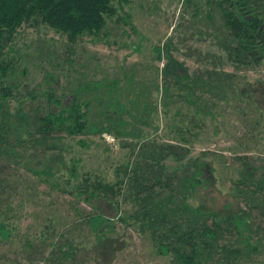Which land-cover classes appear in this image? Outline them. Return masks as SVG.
I'll use <instances>...</instances> for the list:
<instances>
[{"label":"rangeland","instance_id":"374dc122","mask_svg":"<svg viewBox=\"0 0 264 264\" xmlns=\"http://www.w3.org/2000/svg\"><path fill=\"white\" fill-rule=\"evenodd\" d=\"M218 24L216 7L206 5L204 0H130L122 11L105 18L99 35L101 41L84 36L75 45L68 44L64 36L39 21L24 23L17 29L14 46L19 60L11 75L17 82V94L25 97L26 90L34 89L31 100L40 107L39 115L46 113L45 90L59 98L60 106L75 101L88 103V120L98 131L74 140L89 139V148L84 151L68 138L64 142L77 156L81 155V170L87 171V182L94 187L101 185L100 195L89 206L84 202L78 206L85 212L94 207L104 218L100 225L103 239L97 241L94 233L82 231L81 226L74 229L75 221L69 217L68 206L72 198L68 195L54 194L52 203L45 205L43 194L25 197L6 187L0 194V213L5 202L15 206L16 215L11 220L16 221V230L12 239L0 243V264H175L173 256L163 253L149 230L136 219L137 207L123 195L124 187L119 186L114 173L120 165L136 160L139 146L145 144V149L151 150L153 144L170 142L162 137V130L175 108L185 112L200 109L202 105L215 106L213 112L220 115L216 116L214 125L211 120L205 122L203 134L202 130L195 131H199L197 138L190 141L182 160L165 159L164 171L178 174L187 159L205 160L207 165L201 170L209 182L205 187L194 189L190 203L200 205L205 214L209 211L223 214L227 204L232 207L226 212H248L251 231L248 229L244 236L252 237L256 251L243 253V246L234 264H264V169L261 170L264 146L257 147L250 142L246 152L228 151L238 143L249 144L247 125L252 120H245L242 113L232 109L228 99V104L220 101L215 87L201 88L195 84L185 91L184 84L180 87L172 76L162 77L160 69L165 57L158 61L154 54V47L169 42L167 50L184 68L175 70L181 82L185 81L183 76L188 81L199 78L207 81L204 76L207 70L214 72L212 77L222 72L237 74L246 80H264V63L249 66L227 59L219 43L223 35L222 30L216 31ZM164 86L170 88V95L163 92ZM227 90L230 92L231 88ZM254 98L264 109V85L254 87ZM242 103L235 101L234 106ZM49 105L57 110L56 106ZM107 123L113 128L116 125L124 134L112 130L101 133ZM257 127L264 128V123ZM206 134L208 140H205ZM202 151L220 154L224 168L214 155H200ZM238 155L245 156V161L257 159L250 162L255 166L254 178L262 181V188L257 191L245 189L248 193L255 192L248 195L246 204L230 195L235 185L232 164H238L235 159ZM17 170L22 172L21 168ZM36 189L45 187L37 185ZM232 238L240 243V239ZM68 249L71 252L68 257H72L66 260L62 253Z\"/></svg>","mask_w":264,"mask_h":264},{"label":"trees","instance_id":"16d2710c","mask_svg":"<svg viewBox=\"0 0 264 264\" xmlns=\"http://www.w3.org/2000/svg\"><path fill=\"white\" fill-rule=\"evenodd\" d=\"M129 1L0 0V175H8L6 178L0 176V194L6 187L25 197L32 198L43 194L45 205L52 203L54 194L68 195L72 198L68 206L71 209L69 217H73L75 221L74 229L83 227L82 231L94 233L97 241L103 239L100 225L104 218L94 207L85 212L78 204L84 202L89 206L90 202L100 195L101 190L98 188L101 185L94 187L87 182L88 173L81 170V155L77 156L64 142L68 138L84 151L89 148V139L74 140L78 136L91 135L98 131L88 120V103L75 101L67 106H60L59 98L54 97L50 90H45L46 113L39 115L40 107L31 100L34 97V89L26 90L25 97H20L17 94V82L11 78L19 60L14 39L22 24L39 21L64 36L68 44L75 45L84 36H94L97 37L94 41H101L103 39H100L99 35L105 18L122 11ZM204 3L216 7L220 21L216 31L222 30L223 38L219 43H222L227 59L240 65L263 64L264 0H204ZM124 22L128 23V20ZM168 46L169 42L162 47H154L156 60L160 61L165 57L160 69L162 77L172 76L174 83L178 82L180 87L184 84L185 91L195 84L201 88L215 87L216 97L218 95L220 101L228 104V99L232 109L242 113L245 120H252L247 125L250 135L246 140L249 144L238 143L237 146L229 147L228 151L246 152L250 148V142L257 147L264 146V128L257 127L264 123V109L259 107L254 98V87L257 84L264 85V80H246L243 76L222 72H216L212 77L214 72L207 70L204 73L207 81H200V78L188 81L183 76L185 81L181 82V77L177 74L184 68L181 62L171 56L167 50ZM43 80L46 81V78ZM229 88L230 92L227 90ZM163 92L171 94L170 88L166 86ZM235 101H241L243 105L235 107ZM49 103L56 106L57 110H53ZM202 106L200 109L185 112L175 108L170 121L165 122L162 130V137L171 143L153 144L151 150H146L145 144L139 146L136 160L131 164L126 162V166L120 165L123 168L119 167L114 176L119 186L124 187L123 195L136 205V219L142 227L149 230L158 248L173 256L175 264H234L240 257V249L243 246V253L256 251L252 237L244 236L248 229L251 231L247 219L248 212H226L232 207L227 204L223 214L217 215L211 211L205 214L201 212L200 205L190 203L194 189L197 186L205 187L209 182L201 170V167L207 165L205 160L199 161L198 157L187 159V164L179 166L182 171L178 174L174 171L165 172L163 168V162L167 158H174L176 161L184 158L191 145L190 141L197 138L200 130L203 134L207 120H211L214 125L220 112H213V105ZM217 107L220 106L216 105ZM116 113L118 114V111ZM165 113L164 110L163 114ZM108 122L111 123L110 120ZM106 127L100 132L111 133L112 130L124 134L116 125L113 128L107 123ZM197 130L199 131L195 132ZM211 136H214V133ZM208 138L206 134L205 140ZM211 154L220 162V154L203 151L200 153L202 156ZM53 156L55 158H52ZM235 159L238 164H232L235 165V185L230 195L239 197L246 204L248 195L255 192L248 193L245 189L249 187L257 191L262 188V181L254 178L255 166L251 164L257 159L250 158L245 161L246 157L240 155ZM220 163L223 166L222 160ZM9 164L14 167L10 168ZM189 167L192 169L187 176ZM20 168L22 172H18L17 169ZM263 169L264 166L261 167L262 171ZM37 185H43L45 189L37 190ZM4 204L5 208L0 213L1 244L12 239L16 230V221L11 220L16 212L15 206L12 203ZM232 236L236 240L240 239L241 244L234 241ZM67 247L69 248L68 244ZM62 255L66 260L72 257H68L71 255L70 249Z\"/></svg>","mask_w":264,"mask_h":264}]
</instances>
